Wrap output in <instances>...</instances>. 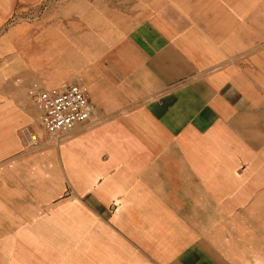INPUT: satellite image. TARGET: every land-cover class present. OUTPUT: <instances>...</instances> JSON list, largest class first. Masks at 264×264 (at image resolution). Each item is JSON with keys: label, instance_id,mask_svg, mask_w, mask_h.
I'll list each match as a JSON object with an SVG mask.
<instances>
[{"label": "crops", "instance_id": "0c3cea01", "mask_svg": "<svg viewBox=\"0 0 264 264\" xmlns=\"http://www.w3.org/2000/svg\"><path fill=\"white\" fill-rule=\"evenodd\" d=\"M0 264H264V0H0Z\"/></svg>", "mask_w": 264, "mask_h": 264}, {"label": "built area", "instance_id": "2783aa9c", "mask_svg": "<svg viewBox=\"0 0 264 264\" xmlns=\"http://www.w3.org/2000/svg\"><path fill=\"white\" fill-rule=\"evenodd\" d=\"M32 95L40 126L55 143L68 139L78 124L95 121L94 105L80 84L36 87ZM29 138L35 145L38 138L32 133Z\"/></svg>", "mask_w": 264, "mask_h": 264}, {"label": "rangeland", "instance_id": "374dc122", "mask_svg": "<svg viewBox=\"0 0 264 264\" xmlns=\"http://www.w3.org/2000/svg\"><path fill=\"white\" fill-rule=\"evenodd\" d=\"M38 119H39V116H38ZM43 132V131H42ZM32 134H34L37 138H38V134L37 133H32Z\"/></svg>", "mask_w": 264, "mask_h": 264}]
</instances>
